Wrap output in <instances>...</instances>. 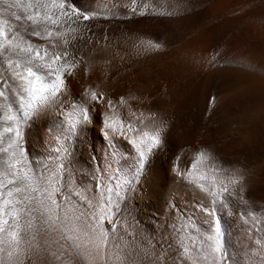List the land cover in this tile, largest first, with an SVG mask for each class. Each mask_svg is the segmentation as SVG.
Segmentation results:
<instances>
[{
	"label": "bare ground",
	"instance_id": "bare-ground-1",
	"mask_svg": "<svg viewBox=\"0 0 264 264\" xmlns=\"http://www.w3.org/2000/svg\"><path fill=\"white\" fill-rule=\"evenodd\" d=\"M67 3L88 7L94 19L79 21L81 31L77 35L83 39L69 49L70 53L75 52L79 66L64 77L72 92L66 103L80 105L78 93L85 87L102 90L113 102L111 108L93 105L91 122L80 136L69 139L74 167H82L88 154H101L104 142L101 129L106 115L117 125L123 123L127 127L132 123L133 128L138 127L137 117L141 113L145 117L152 112L165 115L171 121L168 147L151 159L135 203L139 206L142 203L139 197L148 193L151 197L147 202L148 215L156 218H160V208L170 193L179 192L178 198L183 203L192 186L177 188L174 174L169 171L174 166L203 175L208 186L226 183L225 170L242 169L247 178L248 203L241 204L228 197L232 211L225 213L221 209L219 215L225 246L244 264L242 243L264 239L260 228L252 229L246 238L238 219L249 213L264 220V0H67ZM11 11H17L21 21H15L0 0V16L16 25V31L25 40L43 44L29 34L31 25L23 10ZM141 11L145 14L140 15ZM156 44L160 45L159 50L151 47ZM3 65L0 58V72ZM37 71L48 82L54 79L43 69ZM121 97L126 103H119ZM9 106L12 114H20L17 98L10 99ZM63 111V116L56 114L22 125L20 146L25 151V163L36 175H47L49 161L54 159L46 129L78 117L71 108ZM7 116L8 112L0 106V149L7 148L12 135L6 131L12 126ZM119 148L126 156L131 152L128 164H134L135 151L126 141L121 140ZM201 149L207 152L204 158H198ZM6 159L7 154L0 151V170ZM4 219L9 220L5 228L10 230L12 220L8 216ZM26 219L21 214L20 224ZM140 219L145 227L157 224V219L145 216ZM20 235L28 239L23 231ZM45 239L51 238L37 236L34 244L41 250L38 255L30 253L32 258L25 259V264H52L49 251L58 248L52 244L45 251ZM252 251L251 264H260L264 253L255 247ZM3 256L6 258L7 253Z\"/></svg>",
	"mask_w": 264,
	"mask_h": 264
},
{
	"label": "snow or ice",
	"instance_id": "snow-or-ice-1",
	"mask_svg": "<svg viewBox=\"0 0 264 264\" xmlns=\"http://www.w3.org/2000/svg\"><path fill=\"white\" fill-rule=\"evenodd\" d=\"M3 2L15 21L22 17L11 10L22 9L31 25L29 34L44 43L25 40L16 25L0 16V58L4 60L0 106L12 122L6 129L12 134L8 146L0 149L7 154L5 167L0 170V264H25V259L38 255L40 246L34 244L38 235L51 238L45 239V251L52 244L57 245V251H49L52 264H241L225 246L219 213L221 209L225 213L232 211L228 197L248 203L245 172L240 168L225 170L226 183L208 186L203 175L171 167L177 188L191 185L192 191L183 203L179 192L170 193L160 208V218L148 215L150 195L139 197L142 203L138 206L136 192L144 182L151 159L166 151L171 130V121L156 112L148 117L141 113L136 128L132 123L127 127L123 123L117 125L106 115L101 129V154H88L82 167H74L69 139L80 136L91 122L93 105H113L102 90L90 87L78 93L80 105L66 103L72 92L64 77L79 66L75 52L70 53L69 49L83 39L77 35L81 31L79 21H90L94 16L88 7L70 6L67 0ZM151 47L159 50L160 45ZM37 69L45 70L54 79L48 82ZM12 98L20 102L19 115L11 113ZM119 103L126 101L121 97ZM66 107L78 117L46 129L54 159L49 161L47 175H36L25 163V151L20 146L22 125L56 114L63 116ZM98 116L99 110V123ZM128 132L133 135L128 136ZM121 140L135 151L131 166V152L126 156L120 150ZM206 155V150L198 152V158ZM21 214L27 217L23 225L19 222ZM5 216L13 222L10 230L5 228L9 223ZM141 216L157 219V224L145 227ZM238 219L246 238L254 228L264 232V220L249 213ZM22 231L27 240L20 235ZM253 247L264 253V239L242 243L244 264H251Z\"/></svg>",
	"mask_w": 264,
	"mask_h": 264
}]
</instances>
